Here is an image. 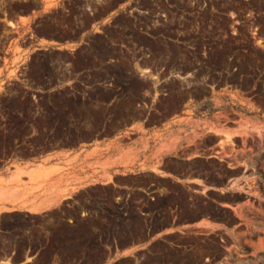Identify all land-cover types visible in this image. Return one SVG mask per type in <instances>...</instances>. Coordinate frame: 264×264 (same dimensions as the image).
<instances>
[{"label": "rangeland", "instance_id": "374dc122", "mask_svg": "<svg viewBox=\"0 0 264 264\" xmlns=\"http://www.w3.org/2000/svg\"><path fill=\"white\" fill-rule=\"evenodd\" d=\"M40 8V0H0V55L12 38L74 40L94 21L118 13L75 52L65 70L49 73L48 82H67L72 94L25 95L10 85L12 93L0 95V120L22 122L20 129L0 128V165L11 154L75 146L135 122L155 127L191 108L196 120L239 122L248 129L220 160L172 162L173 169L183 178L199 176L205 185L224 186L240 175V169L226 168L238 161L249 186L243 194L226 195H202L203 187L158 186L166 197L152 203L129 190L118 199L124 214H118V223L105 209L115 190L89 187L72 207L1 216L0 261L17 262L44 246L36 264H100L108 249L143 243L167 226L208 214L221 224L219 231L167 236L139 253L136 264H264V0H59L29 28L13 29L14 20ZM40 74L31 69L24 79L38 86ZM215 141L211 135L201 138L207 146ZM211 199L230 206L243 202L236 209L241 220L214 208ZM146 211L153 213L139 220ZM80 212L89 216L68 226L65 219Z\"/></svg>", "mask_w": 264, "mask_h": 264}, {"label": "crops", "instance_id": "0c3cea01", "mask_svg": "<svg viewBox=\"0 0 264 264\" xmlns=\"http://www.w3.org/2000/svg\"><path fill=\"white\" fill-rule=\"evenodd\" d=\"M40 3L39 10L14 20L13 29L29 28L39 14L55 8L59 0H40ZM117 13L118 9H115L111 12V17ZM107 19L94 21L90 29L74 40L31 36L8 40L4 45L3 54L0 55V85H2L0 95L11 94L10 85H16L19 89L18 93L25 95L72 94L73 89L67 86V82L56 80L48 82L49 73L65 70L66 65L75 58V52L82 45L87 44L92 35L99 34L107 25ZM16 48H20L19 53ZM35 63L41 65L35 66L33 65ZM31 69L41 73L38 86H31L24 79V75ZM183 112L184 114L177 115L155 127H145L142 122H135L114 135L81 139L75 146H58L30 155L7 156L0 165V217L46 215L61 208L72 207L76 203V195L93 186L108 187L120 193L140 188L139 191L150 203L160 197L165 198L166 194H163L159 187L147 185L149 191L142 188L140 177L144 176L171 181L187 187L188 190L192 187H203L198 191L202 195L243 194L249 182L241 162L226 165L227 169H240L241 173L227 179L224 186L205 185L199 176L183 178L176 173L171 164L220 160V154L230 151V143L245 133L248 127L239 122L233 126L214 119L196 120L192 117L191 108ZM21 127L22 122L14 124L12 121L0 120V128L20 129ZM206 135L216 138L213 145L207 146L201 142V138ZM24 137L27 138L28 135ZM188 149H191V154L187 152ZM233 156V154L229 155L228 158ZM110 199V207H105L109 213L107 218L111 222L118 223V214L121 217L124 215L123 205L118 200L121 198L116 196ZM209 202L216 209L229 211L235 222L241 220L236 209H240L243 202L235 203V207L216 199H211ZM152 213L141 212L138 218L145 219ZM88 216L80 212L76 217L65 219V222L68 226H72L77 220L86 219ZM220 225L210 215L202 214L192 223L167 226L150 235L143 243L108 249L100 264H117L125 259H131L133 264H136L137 255L156 241L170 235H184L189 232L209 235L219 231ZM91 236L92 232H88L87 237L91 238ZM43 250L44 246L37 247L30 257L10 264H36ZM0 264H6V261H0Z\"/></svg>", "mask_w": 264, "mask_h": 264}, {"label": "trees", "instance_id": "16d2710c", "mask_svg": "<svg viewBox=\"0 0 264 264\" xmlns=\"http://www.w3.org/2000/svg\"><path fill=\"white\" fill-rule=\"evenodd\" d=\"M145 179L142 180L141 184L142 185H153V186H156V187H165V188H168L169 190H174V189H179V190H184V191H188L187 187H183L181 185H177L171 181H167V180H162V179H147L148 176H144ZM140 188H136L134 191H137V192H140L139 191ZM122 197L123 196V193H120V192H114L112 194H110L109 198H114V197Z\"/></svg>", "mask_w": 264, "mask_h": 264}, {"label": "bare ground", "instance_id": "6f19581e", "mask_svg": "<svg viewBox=\"0 0 264 264\" xmlns=\"http://www.w3.org/2000/svg\"><path fill=\"white\" fill-rule=\"evenodd\" d=\"M9 25H11V22H10V24Z\"/></svg>", "mask_w": 264, "mask_h": 264}]
</instances>
